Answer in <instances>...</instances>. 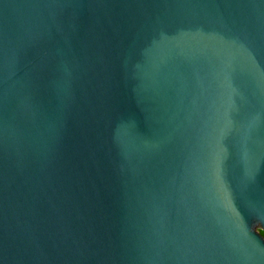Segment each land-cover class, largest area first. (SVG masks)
I'll return each mask as SVG.
<instances>
[{"label": "water", "instance_id": "water-1", "mask_svg": "<svg viewBox=\"0 0 264 264\" xmlns=\"http://www.w3.org/2000/svg\"><path fill=\"white\" fill-rule=\"evenodd\" d=\"M264 0H0V264H264Z\"/></svg>", "mask_w": 264, "mask_h": 264}, {"label": "trees", "instance_id": "trees-1", "mask_svg": "<svg viewBox=\"0 0 264 264\" xmlns=\"http://www.w3.org/2000/svg\"><path fill=\"white\" fill-rule=\"evenodd\" d=\"M261 235H262V237L264 238V233H262L261 231H258Z\"/></svg>", "mask_w": 264, "mask_h": 264}]
</instances>
